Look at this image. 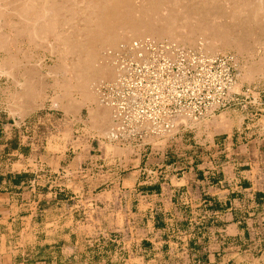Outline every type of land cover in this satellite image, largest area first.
I'll list each match as a JSON object with an SVG mask.
<instances>
[{
	"label": "crops",
	"instance_id": "obj_1",
	"mask_svg": "<svg viewBox=\"0 0 264 264\" xmlns=\"http://www.w3.org/2000/svg\"><path fill=\"white\" fill-rule=\"evenodd\" d=\"M65 101L0 118V264H264V93L141 147Z\"/></svg>",
	"mask_w": 264,
	"mask_h": 264
},
{
	"label": "built area",
	"instance_id": "obj_2",
	"mask_svg": "<svg viewBox=\"0 0 264 264\" xmlns=\"http://www.w3.org/2000/svg\"><path fill=\"white\" fill-rule=\"evenodd\" d=\"M108 54L116 73L99 89L111 112L106 139L123 146L171 139L221 110L244 107L254 93L234 90L237 74L224 55L151 39L132 40Z\"/></svg>",
	"mask_w": 264,
	"mask_h": 264
},
{
	"label": "rangeland",
	"instance_id": "obj_3",
	"mask_svg": "<svg viewBox=\"0 0 264 264\" xmlns=\"http://www.w3.org/2000/svg\"><path fill=\"white\" fill-rule=\"evenodd\" d=\"M50 1H56L57 3L67 2V0H63V1L50 0ZM242 1L243 0H237V1L209 0L208 2H206V0H178L177 4H173V3L171 4L174 5L172 9L170 8L168 9L169 5L164 3V1H160L162 2L160 3V6L162 7L159 10L160 14L157 15H161L160 17L162 18V22L158 24L162 25L163 27L164 26L168 27V25L174 22L175 24H180V29H181L180 34L182 35L178 36L179 31H177L176 35H173L168 30H165L161 32L159 38L150 37L149 35L146 34L140 37H128V39L127 37L125 39L121 38L117 40V45L115 47L108 45L102 46L103 55L107 60H110V62L112 60L114 61L113 56L108 54V52L115 51L122 44H127L132 40L151 39L154 41H169L176 44L193 47L208 54H220L227 56L229 58V63L235 68V72L237 74L234 90L236 88L235 90L236 92H244L245 89L250 88L253 90L254 92L253 94H257V93L262 94L264 93V31H263L264 18H262L264 17L263 16L264 9L262 8L256 9V7L259 8V4L260 6L262 5L264 7L263 0L261 1V3L259 2V0L258 1L252 0L254 3L252 1L249 2V0L247 1L250 4L248 5L253 9L258 4V6H256L255 9L258 10L257 16L262 23L260 24V26L262 27H258V26L256 27L255 25L253 26V23L242 21L244 24L243 26V24L240 23L241 20L243 19L238 20L237 18L235 20L236 25L233 27V29H231L232 31L230 32V38L232 39V41H236L237 43L236 44L232 42L225 43L219 40H213L214 41L212 43L214 45V46L212 45L213 51L207 50L206 47V41L209 38L208 33H204L198 30L192 31L189 22L183 25L181 24L182 20L186 16L190 19V21H193V19H195L194 17L198 13H200L199 8L207 4L208 5L218 4L221 7V9L225 11V15L222 16L221 14H216L217 12L210 10L208 11L210 18L215 19V21H217L220 24L229 23L231 20L228 14L231 12V9L239 6ZM135 2L138 5L142 4L141 0H137ZM191 9L194 10V12H191L190 11ZM11 10H12V5H3L2 2L0 1V34L4 35V40L0 39V44H1L0 46H2L0 47V70L4 67V65H6V62L10 63V61L13 59H14L13 64L15 62V66H11V67L9 66L12 70L8 68L7 74L2 71L0 72V100H2L3 102V105L0 108V118L2 121L9 120L12 117V115L10 114L15 113L17 111L14 108H17L20 112H25L29 114L28 116H34V115L40 116L41 112L46 109V106L48 105L46 103L48 101H52L53 111L56 112L58 116H60L62 115L60 102L64 103L63 98H67L68 100L69 99L75 100L80 98V92L78 90L76 91L75 84L73 82H68V79L72 74L71 73V68L73 66L72 64H74L72 61L76 59L75 58L76 56H74L75 52H65V49L62 47L60 42L54 37L53 33H49L48 32L49 30L44 32V29L40 28V24L42 23V20H39L38 18H37L38 20H36L35 18L36 21L34 25L38 23L39 24L38 26L35 25L36 28L34 29L32 34H30L28 30L24 29L25 26L23 29H19L21 24L20 22H18L17 18L13 15V13L9 14ZM4 21L5 22L12 21V23L14 21L15 24L9 26H3L2 24ZM75 22L80 23V21H75ZM249 26L250 28L252 27L255 28L254 29L252 28L251 30L250 28H248ZM63 27H65L64 28L65 31L67 27L65 25ZM260 28L262 29L261 31ZM243 29L245 30L243 31ZM66 32L69 31L66 30ZM33 33L36 36L33 35ZM27 34L30 35L28 36ZM188 36H190L191 39ZM8 58L11 59L9 60ZM16 61H18V63ZM19 63H22L23 66L36 67V70L39 73V77L41 80H37V84H36L33 80H31V77H29L27 78L28 80H25V82L22 84L21 83L22 81L18 79L20 78V75L19 74L14 75L13 72L15 71V69H18L17 66L19 67ZM112 67H114L115 69L116 67L115 61ZM48 69H49V73H48ZM113 73H110L108 78H105L100 82H97L94 86V91L98 89L96 91V93L98 92L97 94L94 92V94L97 96V101L100 105L107 108L109 112L110 120H111L110 108L101 102L99 89L100 86L105 84V82L108 83L114 78L115 72ZM16 76H18V78ZM15 78L19 80L17 81V84ZM38 82L44 83L42 94L40 90L41 85ZM66 82L68 83L65 84ZM27 83L28 86L30 84V87L31 84H33L34 86L33 89L35 92L31 96H28L29 99L32 98L31 101L28 100V97H25L26 96L25 94H24L25 96H23L24 87H25L24 85ZM20 87L21 90H19ZM67 91H69V93ZM65 92L68 93V95H65ZM40 95L41 97L39 99L40 101H38L39 103L38 104L34 103ZM23 98L25 99L24 102L22 101ZM11 104L13 105L12 107L14 106L16 107L9 108ZM43 106L45 108H42ZM20 108L22 110H20ZM8 110L10 111V114L8 113ZM80 114L84 118L86 114V109L85 108L82 109ZM88 257L90 259L87 264L101 263L99 260L100 258L98 257L96 258L95 254L92 251L90 252L88 250ZM68 264H78V261L71 260L70 262H68Z\"/></svg>",
	"mask_w": 264,
	"mask_h": 264
},
{
	"label": "bare ground",
	"instance_id": "obj_4",
	"mask_svg": "<svg viewBox=\"0 0 264 264\" xmlns=\"http://www.w3.org/2000/svg\"><path fill=\"white\" fill-rule=\"evenodd\" d=\"M0 1L3 5H12V10L9 14L13 13L18 22H20L21 26L19 27V29H23L25 26L24 29L28 30V32L32 34L34 29L36 28L35 25L38 26L39 24L38 23L34 25L35 21L38 19L42 20L40 28L44 29V32L49 30V33H53L54 37L65 49V52H75L74 56H76V59L72 61L74 64H72V74L68 79V82H73L75 84L76 91L78 90L80 92L82 104L96 102L98 105H100L97 101V96L94 94V92L96 93L98 89L94 91V86L97 82L108 78L110 73H116V67L115 69L114 67H112V65H114V61L112 60V63V61L110 62V60H107L104 57L102 46L108 45L115 47L117 45L118 39H125L126 37L127 39L128 37H140L144 34L149 35L150 37L159 38L161 32L165 30H168L173 35H176L177 31H179L178 36L182 35L180 34V24H175L174 22L168 25V27H163L162 25L158 24L162 22V18L160 17L161 15H157L160 14L159 10L162 7L160 6V3H162L160 1H164V3L169 5L168 9H172L174 5L171 4H177L178 0H141L142 4L140 5L136 4L135 1L137 0H67L66 3H57L56 1L50 0ZM208 1L209 0H206V2ZM247 1L248 0H243L239 6L231 9V12L228 14L231 20L229 23L220 24L215 21V19L210 18L208 12L210 10L215 11L217 12L216 14H221L222 16L225 15V11L222 10L218 4V6L207 4L199 8L200 13H198L194 17L195 19H193V21H190V19L186 16L182 20L181 24L183 25L189 22L192 31L198 30L204 33H208L209 38L206 41L207 50L213 51V40H219L225 43L232 42L236 44L237 42L232 41V39L230 38V32L232 31L231 29H233V27L236 25L235 20L237 18L238 20L243 19L240 22L241 24H243V22L245 21L253 23V26L255 25L256 27H262L260 26V24L262 23L257 16L258 10L256 9H264V7L262 5L260 6L259 4V8H257V4L255 6L256 9L255 7L253 9L249 6V2L252 0H249V2ZM261 1L262 0H259L260 3ZM190 11L194 12V10L192 9ZM75 21H80V23H77ZM14 24V21L13 23L12 21H4L2 25L9 26ZM64 25L67 27L66 30L69 32H66V30L64 31ZM248 28H250V26ZM252 28L254 29L255 27ZM252 28L250 29L252 30ZM244 30L245 29H243V31ZM261 30L262 29L260 28V31ZM33 35L35 34L33 33ZM188 37L191 39L190 36ZM0 39L4 40L3 34H0ZM13 60H11L10 63H7L5 61L6 65H4L0 72L2 71L7 74V69L11 66H15V62L13 64ZM16 62L18 63V61ZM25 80L28 79L25 78ZM25 80L22 82V84L25 82ZM68 82H66L65 84H67ZM24 86L23 96L26 95L25 97H28L35 92L33 89V84H31V87L30 84L28 86V83ZM67 92L69 93V91ZM68 93L65 92V95H68ZM31 99L32 98H30V100ZM24 100L25 99L23 98L22 101L24 102ZM63 100H66L65 103L68 106L67 109H74V106L76 105L74 101H72L71 99L68 100L67 98H63ZM20 110L22 109L20 108ZM102 114H104V116H107L106 107Z\"/></svg>",
	"mask_w": 264,
	"mask_h": 264
}]
</instances>
